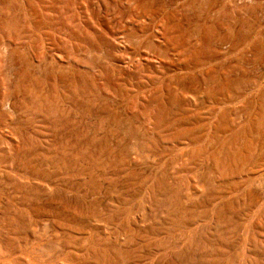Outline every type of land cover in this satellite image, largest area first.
I'll return each mask as SVG.
<instances>
[{"label": "rangeland", "instance_id": "1", "mask_svg": "<svg viewBox=\"0 0 264 264\" xmlns=\"http://www.w3.org/2000/svg\"><path fill=\"white\" fill-rule=\"evenodd\" d=\"M0 145V174L42 175L0 178V190L18 188L12 201L27 191L34 208L68 199L79 216L98 205L113 219L135 208L145 243L158 226L165 264H264V0H0ZM44 182L42 203L32 196Z\"/></svg>", "mask_w": 264, "mask_h": 264}, {"label": "bare ground", "instance_id": "2", "mask_svg": "<svg viewBox=\"0 0 264 264\" xmlns=\"http://www.w3.org/2000/svg\"><path fill=\"white\" fill-rule=\"evenodd\" d=\"M207 85V84H206ZM166 89V88H165ZM222 90V89H221ZM193 93V92H192ZM15 94V93H14ZM190 94V93H189ZM14 98V97H13ZM187 100V99H186ZM251 101V100H250ZM203 104V103H202ZM16 106V105H15ZM215 106V105H214ZM148 107V106H147ZM221 107V106H220ZM189 108V107H188ZM215 108V107H214ZM248 108V107H247ZM208 109H211L208 108ZM15 110V109H14ZM190 110V108H189ZM248 110V109H247ZM247 110L245 112H247ZM197 111V110H196ZM212 111V110H211ZM227 111V110H226ZM13 112V111H12ZM15 112V111H14ZM187 112V111H186ZM241 112V111H240ZM255 112V111H254ZM11 113V112H10ZM207 113V112H206ZM223 113V112H222ZM225 113V112H224ZM200 114V113H199ZM229 114V113H228ZM234 114V113H233ZM246 114V113H245ZM248 114V113H247ZM256 114V113H255ZM6 115V114H5ZM181 115V114H180ZM186 115V114H185ZM184 115V117H185ZM213 115V114H212ZM231 116V114H229ZM254 115V114H253ZM163 116V115H162ZM197 116V115H196ZM209 116V115H208ZM222 116V115H221ZM242 116V115H241ZM226 117V116H225ZM261 117V116H260ZM259 117V118H260ZM187 118V117H186ZM258 118V117H257ZM263 118V117H262ZM181 119V118H180ZM185 119V118H184ZM218 119V118H217ZM222 119V118H221ZM226 119V118H225ZM224 119V120H225ZM256 119V118H255ZM215 120V119H214ZM219 120V119H218ZM261 120V118H260ZM259 120V121H260ZM154 121V120H153ZM216 121V120H215ZM226 121V120H225ZM238 121V120H236ZM256 121V120H255ZM253 121V122H255ZM258 121V120H257ZM206 122V121H205ZM224 122V121H223ZM228 122V121H227ZM252 122V123H253ZM262 122V121H261ZM213 123V122H212ZM211 123V124H212ZM222 123V122H221ZM234 123V122H233ZM193 124V123H191ZM220 124V123H219ZM230 124V123H229ZM202 125V124H200ZM214 125V124H213ZM216 125V124H215ZM236 125V124H235ZM193 126V125H192ZM196 126V125H195ZM198 126V125H197ZM207 126V125H206ZM224 126V125H223ZM234 126V125H233ZM258 126V125H257ZM262 126V124H261ZM215 127V126H214ZM229 127V126H228ZM184 128V127H183ZM186 128V127H185ZM184 128V129H185ZM204 128V127H203ZM218 128V127H217ZM223 128V127H222ZM240 128V127H239ZM256 128V127H255ZM254 128V130H255ZM179 129V128H178ZM182 130V129H181ZM190 130V129H189ZM225 130V129H224ZM234 130V129H233ZM238 130V129H237ZM252 130V128H251ZM261 130V129H260ZM263 130V128H262ZM179 130H177L178 132ZM196 131V130H195ZM194 131V132H195ZM230 131V130H229ZM175 131H173L174 133ZM175 132V133H177ZM181 132V131H180ZM188 132V131H187ZM186 132V136L188 135ZM191 132V130L189 131ZM209 132V131H208ZM213 132V131H212ZM217 132V131H216ZM226 132V131H225ZM243 132V131H242ZM242 132L240 131V133L242 134ZM263 132V131H262ZM174 133V134H175ZM219 133V132H218ZM221 133V132H220ZM256 133V132H255ZM3 134V133H2ZM23 134V133H22ZM173 134V135H174ZM204 134V133H203ZM208 134V133H207ZM254 134V133H253ZM261 134V133H260ZM8 135V134H7ZM131 135V134H130ZM177 134H175L176 136ZM181 135V134H180ZM201 135V134H200ZM205 135V134H204ZM203 135V136H204ZM2 136V135H1ZM121 136V135H120ZM174 136V138H175ZM209 136V135H208ZM217 136V135H216ZM241 136V135H240ZM193 137V136H192ZM215 137V136H214ZM237 137V135H236ZM255 136H253L254 138ZM162 138V137H161ZM179 138V137H177ZM194 138V137H193ZM200 138V137H199ZM204 138V137H203ZM217 138V137H215ZM230 138V137H229ZM249 138V137H248ZM96 139V138H95ZM166 139V137H165ZM170 139V138H169ZM212 139V138H211ZM224 139V138H223ZM235 139V138H234ZM237 139V138H236ZM255 139V138H254ZM258 139V138H257ZM5 140V138H4ZM162 140V139H161ZM171 140V139H170ZM177 140V139H176ZM233 140V139H232ZM231 140V141H232ZM241 140V139H240ZM245 140V139H244ZM256 140V139H255ZM24 141V140H23ZM105 141V140H104ZM135 141V140H134ZM163 141V140H162ZM166 141V140H165ZM180 141V140H179ZM186 141V139H185ZM197 141V140H196ZM205 141V140H204ZM207 141V140H206ZM209 141V140H208ZM213 141V139H212ZM228 141V140H227ZM226 141V142H227ZM236 141V140H234ZM253 141V140H251ZM10 142V141H9ZM19 142V141H18ZM89 142V141H88ZM91 142V141H90ZM172 142V140H171ZM259 142V141H258ZM8 143V141H7ZM93 143V142H92ZM102 143V142H101ZM188 143V142H187ZM198 143V142H197ZM203 143V142H202ZM225 143V142H224ZM223 143V144H224ZM233 143V142H232ZM5 144V143H4ZM17 144V142H16ZM23 144V143H22ZM28 144V143H26ZM38 144V143H37ZM153 144V143H152ZM239 144V143H238ZM247 144V143H246ZM249 144V143H248ZM257 144V143H256ZM6 145V144H5ZM44 145V144H42ZM48 145V144H47ZM89 145V144H88ZM91 145V144H90ZM93 145V144H92ZM241 145V143H240ZM1 146V145H0ZM14 146V145H12ZM21 146V144H20ZM95 146V145H94ZM239 146V145H238ZM249 147V145H247ZM253 144L251 145V148H252ZM261 146V145H259ZM41 147V145H40ZM45 147V146H44ZM47 147V146H46ZM60 147V146H59ZM172 147V146H171ZM180 147V146H179ZM203 147V146H202ZM216 147V146H215ZM223 147V146H222ZM222 147H221V150H222ZM226 147V146H225ZM233 147V146H232ZM243 147V145H242ZM102 148V147H100ZM111 148V147H110ZM119 148V147H118ZM159 148V147H158ZM181 148V147H180ZM213 148V147H212ZM218 148V147H217ZM216 148V149H217ZM224 148V147H223ZM234 148V147H233ZM239 148V147H238ZM7 149V147H6ZM43 149V148H42ZM95 149V148H93ZM103 149V148H102ZM160 149V148H159ZM189 149V148H188ZM203 149V148H202ZM214 149V148H213ZM229 149H230V146H229ZM10 150V149H9ZM55 150V149H54ZM96 150V149H95ZM155 150V149H154ZM166 150V149H165ZM220 150V151H221ZM232 150V149H231ZM243 150V148H242ZM253 150V149H252ZM3 151V150H2ZM12 151V149H11ZM34 151V150H33ZM37 151V149H36ZM51 151V150H49ZM53 151V149H52ZM57 151V150H56ZM99 151V150H97ZM119 151V150H118ZM170 151V150H169ZM173 151V150H172ZM180 151V150H179ZM204 151V149H203ZM209 151V150H208ZM230 151V150H229ZM233 151V150H232ZM246 151V150H245ZM254 151V150H253ZM256 151V150H255ZM4 152V151H3ZM9 152V151H8ZM19 152V151H18ZM31 152V151H30ZM96 152V151H95ZM94 152V154H95ZM125 152V151H124ZM160 152V151H159ZM177 152V151H176ZM200 152V151H199ZM224 152V151H223ZM231 152V151H230ZM235 152V151H234ZM238 152V151H237ZM251 152V150H250ZM257 152V151H256ZM7 153V152H6ZM10 153V152H9ZM23 153V152H22ZM168 153V152H166ZM226 153V152H225ZM247 153V152H246ZM255 153V152H254ZM261 153V152H260ZM20 154V153H19ZM37 154V153H36ZM91 154V153H90ZM102 154V153H101ZM105 154V153H104ZM132 154V153H131ZM158 154V153H157ZM156 154V155H157ZM164 154V153H162ZM171 154V153H170ZM174 154V153H173ZM178 154V153H177ZM191 154V153H190ZM203 154V153H202ZM205 154V153H204ZM213 154V153H212ZM32 155V154H31ZM63 155V154H62ZM133 155V154H132ZM155 155V156H156ZM161 155V154H160ZM199 155V154H198ZM215 155V154H214ZM227 155V154H226ZM235 155V154H234ZM240 155V154H239ZM250 155V154H249ZM264 155V154H263ZM37 156V155H36ZM39 156V155H38ZM59 156V155H58ZM105 156V155H104ZM111 156V155H110ZM162 156V155H161ZM168 156V155H167ZM187 156V155H186ZM190 156V155H189ZM200 156V155H199ZM208 156V155H206ZM210 156V155H209ZM218 156V154H217ZM238 156V155H237ZM241 156V155H240ZM246 156V155H245ZM2 157V156H1ZM11 157V156H10ZM28 157V156H27ZM42 157V156H41ZM40 157V158H41ZM48 157V156H47ZM55 157V156H54ZM66 157V156H65ZM80 157V156H79ZM106 157V156H105ZM114 157V156H113ZM133 157V156H132ZM175 157V155H174ZM182 157V156H181ZM185 157V156H184ZM182 157V158H184ZM191 157V156H190ZM203 157V156H202ZM219 157V156H218ZM228 157V156H227ZM234 157V156H233ZM26 158V157H24ZM71 158V157H70ZM87 158V157H86ZM109 158V157H108ZM130 158V157H129ZM144 158V157H143ZM170 158V157H169ZM193 158V157H192ZM211 158V156H210ZM215 158V157H214ZM225 158V156H224ZM230 158H231V155H230ZM239 158V157H238ZM6 159V158H5ZM36 159V158H35ZM67 159V158H66ZM77 159V158H76ZM75 159V160H76ZM117 159V158H116ZM133 159V158H132ZM137 159V157H136ZM146 158H144L145 160ZM159 159V158H158ZM191 159V158H190ZM237 159V158H236ZM247 159V158H246ZM259 159V158H258ZM43 160V159H41ZM73 160V159H72ZM83 160V159H82ZM81 160V161H82ZM111 160V159H110ZM210 160V159H209ZM223 160V159H222ZM249 160V159H248ZM264 160V159H263ZM8 161V160H7ZM38 161V160H37ZM47 161V160H46ZM51 161V160H50ZM56 161V160H55ZM77 161V160H76ZM84 161V160H83ZM91 161V160H89ZM106 161H109V160H106ZM208 161V160H207ZM228 161V160H227ZM231 161V160H230ZM6 162V161H5ZM11 162V161H10ZM26 162V161H25ZM40 162V161H39ZM42 162V161H41ZM61 162V161H60ZM93 162V161H92ZM111 162V161H110ZM169 162V161H168ZM175 162V161H174ZM223 162V161H222ZM226 162V160H225ZM234 162V161H233ZM238 162V161H237ZM243 162V161H242ZM260 162V161H259ZM14 163V161H13ZM65 163V162H64ZM63 163V164H64ZM81 163V162H80ZM103 163V162H102ZM128 163V162H127ZM135 163V162H134ZM192 163V162H191ZM216 163V162H215ZM224 163V162H223ZM229 163V162H228ZM244 163V162H243ZM38 164V163H37ZM68 164V163H67ZM89 164V163H88ZM107 164V163H106ZM109 164V163H108ZM107 164V165H108ZM121 164V163H120ZM131 164V162H130ZM169 164V163H168ZM175 164V163H174ZM202 164V163H201ZM214 164V163H213ZM220 164V163H218ZM232 164V163H231ZM246 164V163H245ZM244 164V165H245ZM257 164V163H256ZM255 164V165H256ZM13 165V164H12ZM57 165V164H55ZM84 165V164H83ZM157 165V164H156ZM173 165V164H172ZM181 164H179L180 166ZM210 165V164H209ZM236 165V164H235ZM234 165V166H235ZM261 165V164H260ZM9 166V164H8ZM60 166V165H59ZM165 166V165H164ZM171 166V165H170ZM190 166V165H189ZM195 166V165H194ZM224 166V165H223ZM232 166V165H231ZM243 166V165H242ZM6 167V166H5ZM4 167V168H5ZM35 167V166H34ZM70 167V166H69ZM119 167V166H118ZM122 167V166H121ZM126 167V166H125ZM135 167V166H134ZM151 167V166H150ZM159 167V165H158ZM163 167V166H162ZM161 167V168H162ZM166 167V166H165ZM164 167V168H165ZM182 167V166H181ZM205 167V166H204ZM237 167V166H236ZM9 168V167H8ZM20 168V167H19ZM24 168V167H23ZM22 168V169H23ZM110 168V167H109ZM129 168V167H128ZM160 168V167H159ZM173 168V167H172ZM175 168H178V167H175ZM208 168V166H207ZM216 168V167H215ZM227 168V167H226ZM15 169V168H14ZM13 169V170H14ZM28 169V168H27ZM82 169V168H81ZM118 169V168H117ZM116 169V170H117ZM149 169V168H148ZM153 169V168H152ZM166 169V168H165ZM185 169V168H184ZM203 169V168H202ZM201 169V170H202ZM244 169V168H243ZM4 170V169H3ZM2 170V171H3ZM12 170V169H11ZM16 170V169H15ZM26 170V169H25ZM41 170V169H40ZM45 170V169H44ZM54 170V169H53ZM84 170V169H83ZM115 170V169H114ZM113 170V171H114ZM130 170V169H129ZM133 170V169H132ZM154 170V169H153ZM179 170V169H178ZM199 170V169H198ZM206 170V169H205ZM216 170V169H215ZM240 170V168H239ZM247 170V169H246ZM251 170H253L251 168ZM8 171V170H7ZM69 171V170H68ZM78 171V170H77ZM86 171V170H85ZM107 171V170H106ZM124 171V170H123ZM135 171V170H133ZM160 171V170H159ZM213 171V170H212ZM217 171V170H216ZM15 172H18V171H15ZM20 172V171H19ZM18 172V173H19ZM30 172V171H29ZM19 173V174H15V177L12 178L11 176L6 177L2 174H0V178H2L3 176L6 178V181L8 180V182H10V185H11V181H15L16 179L18 180V178H21L22 180H29L31 181V178L33 177V179H36L39 177V176H42V175H37V174H31V173ZM35 172V171H34ZM74 172V171H73ZM92 172V171H91ZM100 172V171H99ZM105 172V171H104ZM108 172V171H107ZM126 172V171H125ZM130 172V171H129ZM132 172V171H131ZM156 172V171H155ZM195 172V171H194ZM210 172V171H209ZM231 172V171H230ZM236 172V171H235ZM239 172V171H238ZM257 172V171H256ZM12 173V172H11ZM36 173V172H35ZM63 173V171H62ZM85 173V172H84ZM112 173V171H111ZM173 173V172H172ZM181 173V172H180ZM185 173V172H184ZM187 173V172H186ZM201 173V172H200ZM214 173V172H213ZM216 173V172H215ZM229 173V172H228ZM44 174V173H43ZM46 174V173H45ZM64 174V173H63ZM69 174V173H68ZM91 174V173H90ZM122 174V173H121ZM125 174V173H124ZM123 174V175H124ZM127 174V173H126ZM159 174V173H158ZM170 174V173H168ZM264 174V173H263ZM9 175V174H8ZM12 175V174H11ZM47 175V174H46ZM45 175V176H46ZM60 175V174H59ZM70 175V174H69ZM80 175V174H79ZM83 175V174H82ZM87 175V174H86ZM96 175V174H94ZM98 175V174H97ZM101 175V174H100ZM129 175V174H128ZM132 175V174H131ZM215 175V174H214ZM13 176V175H12ZM45 176H43L45 178ZM53 176V174L51 175ZM57 176V175H56ZM66 176V175H65ZM78 176V175H77ZM84 176V175H83ZM115 176V175H114ZM127 176V175H125ZM188 176V175H187ZM194 176V175H193ZM198 176V174H197ZM207 176V175H206ZM223 176V175H222ZM250 176V175H249ZM46 177H49V176H46ZM88 177V176H87ZM107 177V176H106ZM111 177V176H110ZM120 177V176H119ZM165 177V176H164ZM210 177V176H209ZM208 177V178H209ZM215 177V176H214ZM228 177V176H227ZM240 177V175H239ZM44 178H40V179H44ZM74 178V177H73ZM128 178V177H127ZM146 178V177H145ZM174 178V177H173ZM257 178V177H256ZM262 178V176H261ZM20 179V180H21ZM131 179V178H130ZM211 179V178H210ZM213 179V178H212ZM223 179V178H222ZM244 179H247V178H244ZM250 179V178H249ZM248 179V180H249ZM50 180V179H49ZM64 180V179H63ZM66 180V179H65ZM85 180V179H84ZM83 180V181H84ZM91 180V179H89ZM178 180V179H177ZM206 180V179H205ZM238 180V179H237ZM4 181V180H3ZM19 181V180H18ZM56 181V180H55ZM60 181V180H59ZM62 181V180H61ZM68 181V180H67ZM115 181V180H114ZM125 181V180H124ZM168 181V179H167ZM201 181V180H199ZM250 181V180H249ZM17 182V181H16ZM41 182V181H40ZM39 182V183H40ZM47 182V181H46ZM77 182V181H76ZM97 182V181H96ZM128 182V181H127ZM130 182V181H129ZM149 182V181H148ZM157 182V181H156ZM161 182V181H160ZM190 182V181H189ZM208 182V181H207ZM230 182V181H228ZM234 182V181H233ZM238 182V181H237ZM246 182V181H244ZM264 182V181H263ZM2 183V182H1ZM19 183V182H18ZM21 183V182H20ZM31 183V182H30ZM48 183V182H47ZM51 183V182H50ZM49 183V184H50ZM66 183V182H65ZM68 183V182H67ZM87 183V182H85ZM90 183V182H89ZM102 183V182H101ZM118 183V182H117ZM116 183V184H117ZM165 183V182H164ZM200 183V182H199ZM227 183V182H226ZM232 183V182H231ZM249 183V182H248ZM253 183V182H252ZM256 183V182H255ZM41 184V183H40ZM52 184V183H51ZM50 184V185H51ZM91 184V183H90ZM109 184V183H108ZM113 184V183H112ZM114 184V185H116ZM122 184V182H121ZM125 184V183H123ZM193 184V183H192ZM205 184V183H204ZM211 184V183H210ZM215 184V183H214ZM224 184V183H223ZM222 184V185H223ZM229 184V183H228ZM233 184V183H232ZM247 184V183H246ZM254 184V183H253ZM263 184V183H262ZM2 185V184H1ZM25 185V184H24ZM27 185V184H26ZM32 185V184H31ZM30 185V186H31ZM42 185V184H41ZM65 185V184H64ZM64 185L63 187L59 185V188L62 187L64 188ZM94 185V184H93ZM97 185V184H96ZM128 185V184H127ZM173 185V184H172ZM196 185V184H194ZM220 185V184H219ZM12 186V185H11ZM17 186V185H16ZM29 186V187H30ZM36 186V185H35ZM78 186V185H77ZM76 186V187H77ZM85 186V185H84ZM87 186V185H86ZM102 186V185H101ZM112 186V185H111ZM110 186V187H111ZM119 186V185H118ZM129 186V185H128ZM134 186V185H133ZM132 186V187H133ZM168 186V185H167ZM225 186V185H224ZM227 186V185H226ZM229 186V185H228ZM237 186V185H236ZM244 186V185H242ZM246 186V185H245ZM1 187V186H0ZM3 187V185H2ZM5 187V186H4ZM52 187V185H51ZM56 187V186H55ZM58 187V186H57ZM56 187V188H57ZM66 187V186H65ZM70 187V186H69ZM91 187V186H90ZM89 187V188H90ZM107 187V185H106ZM125 187V186H124ZM135 187V186H134ZM156 187V186H155ZM164 187V186H162ZM205 187V186H204ZM217 187V186H216ZM220 187V186H219ZM8 188V187H7ZM12 189H6V192H8L7 195L3 196L0 192V194L3 196L0 195V264H163V258L161 256V249H164L166 247H163L161 246L160 244V241H159V238H158V235H157V230L156 228L158 227H155V228H151L153 230V232L151 231V233H149V235L147 236L148 238V243H145V234H144V228H145V222L143 220V217L142 215L140 214H136L135 211H133L135 208H132L133 210L132 211H129L130 209H127L126 207V210L129 211V212H134L132 214V218H130L131 214L129 215L128 213H126L125 209L122 208L120 211V213L122 212V214L117 217L118 215H116L117 219H113L112 215L115 216L113 213L114 210H111L112 213L110 216L108 215V217H105L104 212H105V209H108L107 206H100V208H98L99 206L95 205V209L92 210V215L91 216H79L78 212L76 211V209L74 207H69V206H66V203H67V200L66 202L63 201V199H66V197L68 196H64L65 198H63V195L62 197H59V198H63L62 199V203H65L63 205H65V207L61 208V205H60V209L58 211L57 210H54L56 211L55 213H53V206L51 207L50 203L49 204V208H48V205L46 203V208L45 209H41V204L42 203H45L46 200H50L51 199H45V197L49 196L50 195V190L49 187L47 185H45V182L43 184V186H39L37 187L38 188V192L35 193V196H32L33 198H35L36 196H39V198L41 199H44L43 202L39 205L40 207L38 208H34L32 206H29V204L33 203L31 201V203H27L25 202L26 201V195L28 194L27 191L26 192H23L21 191L20 193L23 192V194H21V200L17 199V202L16 201H12V199H15V196L16 194L18 193L19 195V191L17 192V189L14 185L13 187H11ZM23 188V187H22ZM26 188V187H25ZM23 188V190L25 189ZM97 188V187H96ZM113 188V187H112ZM117 188V186H116ZM120 188V187H118ZM151 188V187H150ZM169 188V187H168ZM172 188V187H171ZM240 188V187H239ZM254 188V187H253ZM4 189L3 192H4ZM29 189L31 190H34L32 189V187H30ZM53 189V188H52ZM70 188H66V190H68ZM82 189V188H81ZM87 189V188H86ZM164 189V188H163ZM176 189V188H175ZM185 189V188H183ZM193 189V188H192ZM0 190V191H2ZM54 190V189H53ZM61 191H63L62 189H60ZM71 190V189H70ZM85 190V189H84ZM83 190V191H84ZM92 190V189H91ZM102 190V189H100ZM114 190V189H113ZM120 190V189H119ZM229 190V189H228ZM241 190V189H240ZM255 190V189H254ZM263 190V189H262ZM74 191V192H73ZM89 191V190H88ZM111 191V190H110ZM115 191V190H114ZM129 191V190H128ZM136 191V190H135ZM139 191V190H138ZM145 191V190H143ZM156 191V190H155ZM187 191V189H186ZM201 191V190H200ZM234 191V190H233ZM243 191V189H242ZM256 191V190H255ZM29 192V191H28ZM55 193L57 192V190L54 191ZM59 192V190H58ZM57 192V193H58ZM70 192V191H68ZM79 191L74 190L72 189V192L73 193V196L72 199L74 198V200H72L74 202V204H76L77 200L79 201ZM87 192V191H86ZM92 192V191H91ZM119 192V191H118ZM121 192V191H120ZM131 192V191H130ZM150 192V191H149ZM157 192V191H156ZM174 192V191H173ZM181 192V191H180ZM182 192H184L182 190ZM210 192V191H209ZM244 192V191H243ZM27 193V194H25ZM64 193V192H63ZM70 193V194H71ZM104 193V192H103ZM102 193V194H103ZM141 193V192H140ZM151 193V192H150ZM171 193V192H170ZM227 193V192H226ZM258 193V192H257ZM32 194V193H31ZM53 194V193H52ZM60 194V193H59ZM68 194V193H67ZM84 194V193H83ZM142 194V193H141ZM194 194V193H193ZM217 194V193H215ZM220 194V193H219ZM237 193H235L234 195H236ZM242 194V193H241ZM29 195V194H28ZM55 195V194H54ZM65 195V194H64ZM93 195V194H92ZM91 195V196H92ZM95 195V194H94ZM106 195V193H105ZM113 195V194H112ZM164 195V194H163ZM167 195V194H166ZM203 195V194H202ZM207 195V194H206ZM211 195V193H210ZM228 195V193H227ZM232 195V194H231ZM239 195V194H238ZM263 195V194H262ZM59 196V195H58ZM61 196V195H60ZM81 198H82V195H80ZM99 196V195H98ZM104 196V195H103ZM127 196V194H126ZM130 196V195H129ZM138 196V195H137ZM144 196V195H143ZM233 196V195H232ZM55 197V196H54ZM109 197V196H108ZM115 197V196H114ZM121 197V195H120ZM145 197V196H144ZM147 197V196H146ZM181 197V196H180ZM210 197V196H208ZM223 197V196H222ZM240 197V195H239ZM238 197V198H239ZM262 197V196H261ZM20 198V196H19ZM30 198V197H29ZM28 198V199H29ZM32 198V199H33ZM37 199H39L38 197H36ZM48 198V197H47ZM58 198V197H57ZM106 198V197H105ZM177 198V197H176ZM221 198V197H220ZM247 198V196H246ZM251 198V197H250ZM40 199V200H41ZM55 198H52V200H54ZM85 199V198H84ZM174 199V198H173ZM201 199V198H200ZM222 199V198H221ZM240 199V198H239ZM255 199V198H254ZM35 201H37L36 199H34ZM39 200V201H40ZM123 200V199H121ZM138 200V199H137ZM146 200V199H145ZM176 200V199H175ZM12 201V202H11ZM30 201V200H29ZM82 201V200H81ZM80 201V202H81ZM96 201V199H95ZM99 201V200H98ZM109 201V200H108ZM125 201V200H124ZM132 201V200H131ZM182 201V200H181ZM243 201V200H242ZM254 201V200H253ZM55 201H53L54 203ZM83 202V201H82ZM85 202V200H84ZM83 202V203H84ZM88 203H90V201H86ZM97 202V201H96ZM119 202V201H118ZM128 202V201H127ZM168 202V201H167ZM226 202V201H225ZM229 202V200H228ZM251 202V201H250ZM82 203V204H83ZM92 203V202H91ZM122 203V202H121ZM120 203V204H121ZM137 203V202H135ZM153 203V202H152ZM173 203V202H172ZM218 203V202H217ZM237 203V202H235ZM9 204V206H8ZM57 204V202L55 203ZM95 204V203H94ZM94 204H93V207H94ZM99 204V203H97ZM108 204V203H107ZM126 204V203H125ZM163 204V203H162ZM189 204V202H188ZM215 204V203H214ZM240 204V203H239ZM36 206L38 205V201H37V204H35ZM62 205V206H63ZM70 205V204H69ZM78 205V204H77ZM80 205V203H79ZM112 205V204H111ZM110 205V206H111ZM119 205V204H118ZM136 205V204H135ZM170 205V204H169ZM176 205V204H175ZM193 205V204H192ZM203 205V204H202ZM201 205V206H202ZM216 205V204H215ZM224 205V204H223ZM248 205V204H247ZM35 206V207H36ZM44 206V205H43ZM42 206V207H43ZM44 206V207H45ZM55 206H58V205H55ZM54 206V207H55ZM75 206V205H74ZM83 206V205H82ZM81 206V210L82 208L85 206L82 207ZM89 206V204H88ZM109 206V207H110ZM121 206V205H120ZM132 206V205H131ZM152 206V205H151ZM164 206V205H162ZM171 206V205H170ZM227 206V205H226ZM240 206V205H239ZM242 206V205H241ZM246 206V204H245ZM9 207V208H8ZM43 207V208H44ZM80 207V206H79ZM78 207V208H79ZM86 207H87V204H86ZM90 207V206H89ZM91 207H92V204H91ZM92 207V209H93ZM191 207V206H190ZM199 207V206H198ZM210 207V206H209ZM255 207V206H254ZM260 207V206H259ZM51 208H53L52 210H50ZM58 208V207H56ZM70 208V209H69ZM85 208V207H84ZM119 208V207H118ZM121 208V207H120ZM165 208V207H164ZM203 208V207H202ZM241 208V207H240ZM258 208V207H256ZM262 208V207H261ZM9 209V210H8ZM69 209V210H67ZM112 209V208H111ZM115 209V208H113ZM137 209V208H136ZM139 209V208H138ZM137 209V210H138ZM141 209V208H140ZM146 209V208H145ZM153 209V208H152ZM151 209V210H152ZM170 209V208H169ZM181 209V208H180ZM208 209V208H206ZM220 209V208H219ZM250 209V208H248ZM84 212H85V209H83ZM89 210V209H88ZM87 210V211H88ZM116 210V209H115ZM173 210V209H172ZM195 210V209H194ZM231 210V209H229ZM259 210V209H258ZM58 211V213H57ZM97 211V212H96ZM118 210H116L117 212ZM164 211V210H163ZM170 211V210H169ZM168 211V212H169ZM177 211V210H176ZM202 211V210H201ZM212 211V210H211ZM214 211V210H213ZM226 211V210H225ZM235 211V210H234ZM83 212V211H82ZM83 212V213H84ZM91 213V211H89ZM88 212V213H89ZM107 212V211H106ZM139 212V211H138ZM141 212V211H140ZM148 212V211H147ZM146 212V213H147ZM158 212V211H157ZM156 212V213H157ZM161 212V211H160ZM175 212V211H174ZM196 212V211H195ZM216 212V211H215ZM229 212V211H228ZM233 212V210H232ZM245 212V211H244ZM257 212V211H256ZM262 212V211H261ZM20 213V214H19ZM80 213V212H79ZM87 213V212H86ZM85 213V214H86ZM94 213H99V216H93ZM155 213V214H156ZM173 213V212H172ZM231 213V212H230ZM229 213V214H230ZM247 213V212H246ZM108 213H106L107 215ZM163 214V213H162ZM166 214V212H165ZM177 214V213H176ZM186 214V213H185ZM189 214V213H188ZM211 214V213H209ZM238 214V213H237ZM264 214V213H263ZM11 215H25V217L27 216L28 218L27 219V228L28 230L30 231H27L29 232L26 233V232H22L20 227H19V224H18V221H13L12 222V219H11ZM83 215V214H82ZM145 215V214H144ZM151 215H152V212H151ZM169 215V214H168ZM220 215H221V211H220ZM245 215V214H244ZM164 216V215H163ZM167 216V215H166ZM174 216V214H173ZM196 216V215H195ZM234 215H232L233 217ZM14 217V216H13ZM150 217V215H149ZM165 217V216H164ZM193 217V216H191ZM214 217V216H213ZM218 217V216H217ZM221 217V216H220ZM226 217V216H225ZM248 217V216H247ZM16 218V217H15ZM14 218V219H15ZM115 218V217H114ZM182 218V217H180ZM199 218V217H198ZM240 218V217H239ZM246 218V217H245ZM250 218V217H249ZM22 220L24 218H21ZM20 219V220H21ZM23 220L24 221H26ZM131 219V220H130ZM147 219V218H146ZM162 219V217H161ZM179 219V218H178ZM205 219V218H204ZM210 219V217H209ZM221 219V218H220ZM228 219V218H227ZM241 219V218H240ZM247 219V218H246ZM262 219V218H261ZM16 220H19V219H16ZM22 220H21V223H22ZM150 220V219H149ZM159 220V219H158ZM168 219H166L167 221ZM176 220V219H174ZM253 220V219H252ZM259 220V219H258ZM147 221V220H146ZM162 221V220H161ZM211 221V220H210ZM222 221V220H221ZM220 221V222H221ZM227 221V220H226ZM148 222V221H147ZM146 222V223H147ZM155 222V221H154ZM164 222V221H163ZM170 222V221H168ZM167 222V223H168ZM172 222V221H171ZM184 222V221H183ZM186 222V221H185ZM193 222V221H192ZM207 222V221H206ZM215 222V221H214ZM20 223V222H19ZM157 223V222H156ZM202 223V222H201ZM209 223V222H208ZM232 223V221H231ZM256 223V222H255ZM151 224V223H150ZM168 224H171V223H168ZM175 224V223H174ZM178 224V223H176ZM190 224V223H189ZM195 224V222H194ZM205 224V223H204ZM203 224V225H204ZM214 224V223H213ZM230 224V223H229ZM241 224V223H240ZM264 224V222H263ZM24 225V224H22ZM119 225V230L120 232H117V233H113L111 232V230L115 227H117ZM149 226V224H147ZM152 225V224H151ZM154 225V224H153ZM152 225V226H153ZM158 225V224H156ZM173 225V224H172ZM193 225V224H192ZM208 225V224H207ZM21 226V225H20ZM170 226V225H169ZM175 226V225H174ZM181 226V225H180ZM184 226V225H183ZM232 226V225H231ZM242 226V225H240ZM249 226V224H248ZM256 226L258 227V225L256 224ZM262 226V225H261ZM113 227V228H112ZM147 227V226H146ZM150 227V226H149ZM166 227V226H165ZM233 227V226H232ZM244 227V226H243ZM250 227V226H249ZM255 227V226H254ZM25 228V226H24ZM178 228V227H177ZM182 228V227H181ZM186 228V227H185ZM199 228V227H198ZM205 228V227H204ZM211 228V227H210ZM236 228V227H235ZM239 228V227H238ZM260 228V227H259ZM150 229V228H149ZM193 229V228H192ZM200 229V228H199ZM249 229V228H248ZM117 230V231H119ZM160 230V229H159ZM169 230V229H168ZM172 230V229H171ZM182 230V229H181ZM184 230V229H183ZM182 230V231H183ZM208 230V229H207ZM206 230V231H207ZM218 230V229H217ZM250 230V229H249ZM26 231V230H25ZM163 231V230H162ZM161 231V232H162ZM198 231V230H197ZM200 231V230H199ZM210 231V230H209ZM253 231V229H252ZM116 232V231H115ZM188 232V231H187ZM214 232V231H213ZM242 232V231H241ZM246 232V231H245ZM192 233V232H191ZM206 233V232H205ZM216 233V232H215ZM254 233V232H253ZM259 233V232H258ZM159 234V233H158ZM180 234V233H179ZM178 234V235H179ZM187 234V233H186ZM212 234V233H210ZM217 234V233H216ZM225 235V233H223ZM261 234V233H260ZM161 235V233H160ZM163 235V234H162ZM173 235V234H172ZM176 235V234H175ZM177 235V236H178ZM185 235V233H184ZM218 235V234H217ZM244 235V234H243ZM247 235V234H246ZM257 235V234H256ZM255 235V236H256ZM164 236V235H163ZM167 236V234H166ZM176 236V237H177ZM189 236V235H187ZM220 236V235H219ZM218 236V237H219ZM171 237V236H170ZM183 237V236H182ZM190 237V236H189ZM212 237V236H211ZM223 237V236H222ZM248 237H249V234H248ZM247 237V238H248ZM179 238V236L177 237V239ZM226 238V237H225ZM228 238V237H227ZM243 238V237H242ZM170 239V238H169ZM251 239V238H249ZM165 240V239H164ZM174 240V239H173ZM208 240V239H207ZM220 240V239H219ZM222 240V239H221ZM225 240V239H223ZM166 241V240H165ZM186 241V240H185ZM189 241V240H188ZM187 241V242H188ZM200 241V240H199ZM229 241V240H228ZM252 241V240H251ZM250 241V242H251ZM172 242V240L170 241ZM196 242V241H195ZM208 242V241H207ZM248 242V241H247ZM255 242V241H254ZM257 242V240H256ZM162 243H166V242H162ZM179 243V242H178ZM183 243V241H182ZM200 243V242H199ZM253 243V242H252ZM163 244V245H164ZM177 244V243H176ZM190 244V243H189ZM201 244V243H200ZM204 244V243H203ZM256 244V243H255ZM264 244V243H263ZM167 245V244H166ZM164 245V246H166ZM184 245V244H183ZM195 245V244H194ZM163 247V248H160ZM169 247V245H167ZM182 246V245H180ZM202 246V245H201ZM214 246V245H213ZM241 246V245H239ZM189 247V246H188ZM187 247V248H188ZM216 247V246H215ZM251 247V246H250ZM181 248V247H180ZM193 248V247H192ZM256 248V247H255ZM172 249V247H171ZM185 249V248H184ZM205 249V248H204ZM246 249V248H245ZM259 249V247H258ZM256 248V250H258ZM221 250V249H220ZM166 252V250H164ZM163 251V252H164ZM173 251V250H172ZM176 251V249H175ZM189 251V250H188ZM205 251V250H204ZM242 251V250H241ZM162 252V254H163ZM184 252V251H183ZM192 252V251H191ZM200 253V252H199ZM216 253V252H214ZM245 253V252H244ZM160 254V256H159ZM175 254V253H174ZM192 254V253H191ZM203 254V253H202ZM253 254V253H252ZM182 255V254H181ZM184 255V254H183ZM218 255V254H217ZM165 257L166 254L164 255ZM209 256V255H208ZM180 257V256H179ZM189 257V256H188ZM187 256L185 257L186 260H188ZM202 257V256H201ZM210 257V256H209ZM169 258V257H168ZM239 258V257H238ZM245 258V257H244ZM249 258V257H248ZM172 259V258H171ZM184 259V258H183ZM166 261L168 262V259H166ZM172 261V260H171ZM246 261V258L245 260ZM163 262V263H162ZM170 262V261H169ZM185 262V260H184ZM187 262H190V261H187ZM173 263V262H172ZM171 263V264H172ZM194 263V262H193ZM165 264V263H164ZM166 264H169V263H166ZM187 264V263H185ZM246 264V263H245Z\"/></svg>", "mask_w": 264, "mask_h": 264}]
</instances>
